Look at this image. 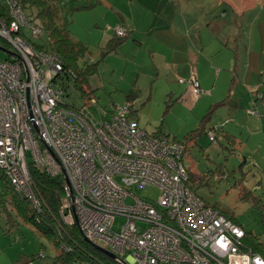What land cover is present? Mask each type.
I'll list each match as a JSON object with an SVG mask.
<instances>
[{"label":"built area","instance_id":"2783aa9c","mask_svg":"<svg viewBox=\"0 0 264 264\" xmlns=\"http://www.w3.org/2000/svg\"><path fill=\"white\" fill-rule=\"evenodd\" d=\"M1 1L7 15L0 14V37L15 52L0 60V170L15 191L40 211L44 200L29 164L61 174L62 223L77 224L120 262L264 264L244 241V228L194 193L183 163L185 144L142 129L129 102L110 119L95 117L85 105H68L57 79L75 75L56 52L33 45L43 35L39 18L18 0ZM114 32L127 33L123 26ZM179 81L188 83L193 99L203 92L194 70ZM207 134L216 142L214 133ZM149 185L159 189L157 199L135 194ZM116 217L123 218L118 231Z\"/></svg>","mask_w":264,"mask_h":264},{"label":"rangeland","instance_id":"374dc122","mask_svg":"<svg viewBox=\"0 0 264 264\" xmlns=\"http://www.w3.org/2000/svg\"><path fill=\"white\" fill-rule=\"evenodd\" d=\"M108 1L117 13L106 11L98 0H61L59 11V21L63 22L62 25L86 46L85 55L77 63L78 68L91 63H95L96 68L87 83L82 84L85 90L90 91L88 95L81 93L78 85L74 84V78H67L64 75V78L60 77L57 81L63 88L64 100L68 105L77 108L85 105L97 118L105 115L106 119H110L116 108L126 104L127 93L134 89L136 96L132 107L136 112L133 115L140 127L147 132L161 130L170 138L183 142L186 132L197 126L198 120L210 106L208 99L211 95L199 94L196 102L183 95L180 86L186 82H180L178 77L187 79L189 75L178 73L176 65L169 75L164 69L156 79L155 67L161 64L159 57L151 54L147 44L135 46L133 36L125 37L113 50L107 49L105 43L115 25L122 23L121 17L126 21V25L128 24L127 27H132L133 21H136L143 28L142 24L145 23L163 26V19H168L175 13V23L183 27L184 35L193 48L194 43L198 42L199 34L194 32V29H197L194 21L199 19L201 25H205L206 21L216 18L223 21V27L227 29L225 33L230 36L226 49H231L234 41L248 44L252 37L253 42H256L255 51L264 54V0H246L245 3L242 1L239 3L240 0ZM26 12L32 16L35 13L29 8ZM224 12L227 16L221 18ZM234 18L237 25L241 23L250 30L249 36L244 37L245 29H237L236 34L231 35L233 30L229 29L234 27ZM190 26H194L192 31L186 28ZM208 35L210 34L205 32L203 37L206 39ZM213 37L222 41L224 36L218 34L217 30L212 33L209 37L212 46L215 40ZM45 39L43 34L36 41L45 43ZM5 49L15 52L9 44ZM226 49L223 50L224 54L227 52ZM6 50L0 49V60L13 58L14 55ZM239 52L240 67L229 64L226 71L223 70V75H227L229 82L237 73L240 75L244 73L246 53L243 50ZM221 62L222 65H228L226 57L222 58ZM257 66L261 70L256 76L254 74L249 76L260 81L264 76V58L257 60ZM74 68L77 66L73 65L72 69ZM215 73L216 71L213 79ZM261 90L260 92L264 93V87H261ZM219 95L224 96L223 103L216 105L209 124L226 120L228 125H231L235 111H231L232 107L229 106L231 102H235V107H241L242 97H239L240 93L232 94L229 86L219 92ZM218 97L220 99V96ZM239 99L240 103L237 102ZM252 107L250 105L249 109L241 108L236 114L259 118L257 113L252 112L254 110ZM227 113L232 118H227ZM261 139L263 137L259 136L246 142L243 136V146L240 144V147L234 146L232 149L233 146L224 147L211 141L205 132L197 138L195 144L193 142L185 144L187 149L184 151L183 163L186 167L189 166L192 179L188 180V183L195 193L207 204L231 216L244 228L250 240H256L264 247V140ZM41 146L43 147L42 143ZM135 194L155 200L159 195V189L149 185ZM122 221L123 218L116 217L113 223L114 231L119 230ZM139 226L143 227V224ZM40 251L44 256L35 258L34 264H50L60 249L13 210L10 218L5 210H0V264L21 263L23 258L35 256ZM54 264L63 263L55 261Z\"/></svg>","mask_w":264,"mask_h":264},{"label":"crops","instance_id":"0c3cea01","mask_svg":"<svg viewBox=\"0 0 264 264\" xmlns=\"http://www.w3.org/2000/svg\"><path fill=\"white\" fill-rule=\"evenodd\" d=\"M98 1L104 5L106 11H113V12L115 11L113 10L114 8L109 3L108 0H98ZM176 1L181 2V0H176ZM241 1L243 3L247 2L246 0L245 1L240 0L239 3ZM226 16L227 13L224 12V15L221 18ZM120 19L122 20V23H117L114 29L118 26H123L126 29L127 33L125 36L122 37L125 38L128 35L130 37L133 36L132 40L135 46H144L145 44H147L148 50L151 51V54L157 55L159 57V61L161 64L155 67L154 76L156 79H158L159 73L163 72L164 69L167 70L166 74L169 75L174 65H176L178 73H182V74L187 73L189 76L191 72L194 70L197 74L200 88L204 91V93H201L200 95L202 94L211 95V97L208 99V101L210 102L209 107H213L214 110L218 103L220 105L223 103L222 98H224V96L219 95V92H222L226 87L229 86L232 89V94L240 93L239 97L240 96L242 97L241 100L243 101V105H241V107H235L236 103L231 102L229 107H232L230 108L231 111H235L234 117L233 118L230 117L229 113H227V118H232L234 120L233 122H231L232 123L231 125H228V122L224 120L219 123H213L211 125L208 124L204 128V130H207L211 127H215V128L219 127L222 130L221 132L230 136L229 138L232 141L230 143L225 137L221 139L218 138V141L216 142L219 145H223L224 147L230 145L233 146L232 149H234V146L240 147V144L243 146V142H244L242 140L243 136L246 142H249L250 140H255V138H258L259 136H262L263 139L261 140H264V131H263L264 105H262V103L264 102V93L260 92L262 91L261 87H264V76L260 81L256 80L255 77L249 76V74H254V76H256L257 72L261 70L257 66V60L263 59L264 54H262V52L259 53V51L258 52L255 51L256 42L255 43L253 42L254 39H252V37H251V42H249L248 44H242L241 41L239 43L234 41L233 47L231 49H226L228 47L227 44L230 36L228 37L227 34L225 33L227 29L223 27L224 26L223 21H218L215 18L214 20L206 21L207 23L205 25H201V22H199V19H197L194 21L195 24L194 26L197 27V29H194V26L186 27L190 29V31L194 29V32L199 33L197 36L198 42L194 43V48H195L194 49L191 46V44L188 43V39L184 35L185 30H183V27H181L180 24L175 23V19H176L175 13L174 15L169 16L168 19H163L164 21L163 26H157L154 23H150V24L145 23L142 24L143 26L142 28L140 27V24H137L136 21H133L132 27L131 26L127 27L128 24L126 25L125 23L126 21L122 17ZM233 22H234V27L229 29L230 31L233 30V34L231 35L234 36L236 34L237 29L246 30V32L243 33L244 37L250 35V30H248L244 25H242L241 23H239L238 25L236 24V18L233 19ZM114 29L111 36H109V38L107 39V41L114 37L115 35ZM252 29H254V27ZM216 30L218 34H222L224 37L222 41H220L217 37L215 38L213 37V39L215 40L212 46V43L209 41V37L211 36L212 33H215ZM205 32L207 34H210L206 39L203 37V34ZM204 39L208 41H205ZM205 43H206V47H205ZM225 49L227 51L226 54L223 53L224 52L223 50ZM240 50H243L246 53V58L244 60V67H245L244 73L243 75L237 73L234 76V79L231 78L229 82L227 75L226 74L223 75V70L226 71V67L229 66V64H233L236 67L237 66L240 67L241 65V53L239 52ZM225 57L228 60V62H230V63L226 62V64H228L226 66L222 65L221 62V59ZM215 66L216 68H214ZM215 71L216 73L213 79V74ZM180 89L183 92V95L188 96V98H191L193 100V98L190 96L187 82L186 84L181 85ZM254 93L256 94L254 95ZM200 95H198V97ZM218 96H220V99H218L219 98ZM197 98L194 99V102H196ZM237 102L240 103V99ZM250 105L253 106L252 109L255 110L254 112L257 111L256 113L259 116V118L255 116L243 117L241 114L239 115L236 114L241 108L249 109ZM260 112L261 115H259ZM212 117L213 116H211L210 122L212 121ZM237 119H239L240 121H238ZM199 120L197 126L194 129L199 127ZM192 130H189L188 132ZM204 130L201 133H196L193 134L192 136L187 137L186 139H183L184 143L186 144L193 142L195 144L197 138L202 133H205ZM188 132H186V134ZM186 149L187 147L185 145V150ZM186 169L188 170L189 180H190L192 179V174L189 169V166L186 167ZM24 259L25 258H23L22 261Z\"/></svg>","mask_w":264,"mask_h":264},{"label":"trees","instance_id":"16d2710c","mask_svg":"<svg viewBox=\"0 0 264 264\" xmlns=\"http://www.w3.org/2000/svg\"><path fill=\"white\" fill-rule=\"evenodd\" d=\"M18 1L25 10L28 8L30 10L33 9L35 12L34 14L42 23L43 34H45L46 37L45 43L34 40L32 41L33 45L38 50L56 52L61 58L64 68L68 71L72 70L74 73V84L76 86L78 85L77 87L81 90L82 94L88 95L90 91L85 90L82 84L87 83L88 78L95 71L96 64H86L83 68H78L77 63L79 59L85 55L86 46L81 41L72 37L68 29L62 25L63 22L59 21L61 0ZM0 14L4 16L7 15V8L1 0ZM123 39L124 37L114 35L112 39L106 42L105 47L109 50H113L114 46L122 42ZM0 46L8 48L7 43L1 37ZM73 65L77 66L74 70L72 69ZM134 91L136 90L130 89L127 93L126 102H129L131 107L134 97L136 96ZM202 93H204V91ZM213 110V107H209L206 113L200 118L199 127L185 134L184 139L192 136L193 134L203 132L204 128L211 120ZM134 112H136V110L132 107L131 115H133ZM103 117L105 118V115H103ZM207 130L214 133L216 141L218 138L221 139L225 137L229 143L232 142L229 138L230 136L221 132L222 130L219 127H211ZM207 130H204V132H208ZM153 133L168 136L167 134L161 132V130L153 131ZM29 170L35 182L37 191L42 197V200H44V207H41V210L37 211L27 197H24L15 191L5 172L0 170V210H5L9 218L11 211L13 210L20 215L24 221H28L32 224L40 234L46 236L56 247L60 249L59 253L54 257V260H52L50 264H54L55 261H60L63 264H122V262L104 254L94 248V246H92L89 242L85 241L77 224L66 225L62 223L59 214L62 197L61 188L64 181L62 175L58 174L56 176H50L34 164H29ZM219 211L223 213L221 210ZM226 216L237 222L231 216ZM58 224H60L59 230ZM244 241L254 252H257L264 257V247L260 242L252 239L250 240L247 234ZM35 258H38V254L27 257L22 262L29 260L33 261Z\"/></svg>","mask_w":264,"mask_h":264},{"label":"water","instance_id":"95a60500","mask_svg":"<svg viewBox=\"0 0 264 264\" xmlns=\"http://www.w3.org/2000/svg\"><path fill=\"white\" fill-rule=\"evenodd\" d=\"M0 49H1V50H4V51L6 50V49L3 48L2 46H0ZM6 51H7V52H10V51H8V50H6ZM10 54H13V53H10ZM44 146H45V144H44ZM46 148H47V150L51 153V155H53V156L55 157V155H54V153L52 152V150H51L49 147H47V146H46ZM55 158H56V157H55ZM56 160H57V159H56ZM81 234H82V232H81ZM82 236H83V238L85 239V241L89 242L92 246H94V248H96L97 250L103 252L104 254H106V255H108V256H110V257L116 259V255L113 254L112 252H110L108 249L104 248V247L101 246V245H98V244H96V243H93V242L90 241L88 238H86L83 234H82ZM121 262H122V264H128L126 261H123V260H121Z\"/></svg>","mask_w":264,"mask_h":264},{"label":"bare ground","instance_id":"6f19581e","mask_svg":"<svg viewBox=\"0 0 264 264\" xmlns=\"http://www.w3.org/2000/svg\"><path fill=\"white\" fill-rule=\"evenodd\" d=\"M11 59V58H10ZM53 156V155H52ZM39 168V167H38ZM94 243V242H93Z\"/></svg>","mask_w":264,"mask_h":264}]
</instances>
